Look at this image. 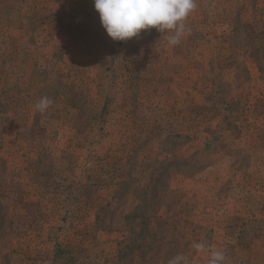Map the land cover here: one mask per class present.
I'll return each mask as SVG.
<instances>
[{"label": "rangeland", "instance_id": "obj_1", "mask_svg": "<svg viewBox=\"0 0 264 264\" xmlns=\"http://www.w3.org/2000/svg\"><path fill=\"white\" fill-rule=\"evenodd\" d=\"M196 3L172 47L0 0V264H264V0Z\"/></svg>", "mask_w": 264, "mask_h": 264}, {"label": "clouds", "instance_id": "obj_2", "mask_svg": "<svg viewBox=\"0 0 264 264\" xmlns=\"http://www.w3.org/2000/svg\"><path fill=\"white\" fill-rule=\"evenodd\" d=\"M95 11L99 15L101 26L113 41H127L138 37L141 30L155 28L160 33H167V44L178 45L182 38L190 33L184 21L196 9V0H93ZM52 104L43 96L34 105L36 111L44 113ZM193 247L203 251V243ZM227 259L224 249L212 250L207 264H225ZM167 264H188V258L177 254Z\"/></svg>", "mask_w": 264, "mask_h": 264}]
</instances>
